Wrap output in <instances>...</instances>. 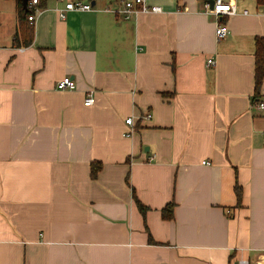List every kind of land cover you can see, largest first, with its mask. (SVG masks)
Returning <instances> with one entry per match:
<instances>
[{
    "label": "crops",
    "instance_id": "0c3cea01",
    "mask_svg": "<svg viewBox=\"0 0 264 264\" xmlns=\"http://www.w3.org/2000/svg\"><path fill=\"white\" fill-rule=\"evenodd\" d=\"M70 1L26 45L0 0V264L264 262V3L226 0L238 14L217 20L211 0H152L163 13L126 21L95 0L61 19Z\"/></svg>",
    "mask_w": 264,
    "mask_h": 264
},
{
    "label": "built area",
    "instance_id": "2783aa9c",
    "mask_svg": "<svg viewBox=\"0 0 264 264\" xmlns=\"http://www.w3.org/2000/svg\"><path fill=\"white\" fill-rule=\"evenodd\" d=\"M64 1V0H59ZM116 5L114 7H108L104 10L106 13H110L126 21L136 20L139 16L144 14H161L163 10L158 5L150 3L152 0H115ZM28 9L32 10V14L29 16V21L35 23L38 17L42 14V9L38 7V0H32L28 4ZM61 19H66L68 12H91L95 11V6H92V2L83 0H72L66 2L65 7L58 9ZM205 12L207 15H212L220 20L221 17L235 16L238 14V8L236 4L228 2L226 0H214V5L211 7L210 3H206ZM248 14L247 11L243 12ZM230 34V30L226 24L219 23L216 28V37L218 40L226 38ZM209 66H214L215 61L213 59L208 61ZM57 88L59 90H76L77 84L71 78H64L61 80ZM96 102L95 91H89L86 95L84 104L87 107L93 106ZM260 109H264V103L259 105ZM150 119L151 115L148 114L145 117ZM126 124L130 127L135 126V119L128 118ZM208 166L211 163L208 161L203 162ZM240 264H264V262L251 263L247 260H242Z\"/></svg>",
    "mask_w": 264,
    "mask_h": 264
},
{
    "label": "trees",
    "instance_id": "16d2710c",
    "mask_svg": "<svg viewBox=\"0 0 264 264\" xmlns=\"http://www.w3.org/2000/svg\"><path fill=\"white\" fill-rule=\"evenodd\" d=\"M7 1H14L17 6L18 18L21 25V30L23 32V38L25 39L24 43L26 45H30L34 39V28L33 23L29 21V16L32 14V10L24 8L22 0H7ZM30 0L29 2H31ZM49 0H38V7L40 9H44L47 6ZM84 1V0H83ZM93 2L95 0H85ZM182 1V0H178ZM259 4H263L264 0H257ZM28 2V4H29ZM255 46V97L254 101L258 99L260 96V92L262 89V85L264 82V38H257ZM101 169V164L93 163L91 167L92 177L95 179L97 177L98 172ZM235 193L237 196V207L241 206V202L243 199V188L236 184L235 186ZM145 210L144 207H141ZM173 210L174 205L171 203L163 210V216L167 220L173 219Z\"/></svg>",
    "mask_w": 264,
    "mask_h": 264
},
{
    "label": "water",
    "instance_id": "95a60500",
    "mask_svg": "<svg viewBox=\"0 0 264 264\" xmlns=\"http://www.w3.org/2000/svg\"><path fill=\"white\" fill-rule=\"evenodd\" d=\"M29 1H30V0H22L25 9H27L28 2H29ZM208 3H210V4H211V7H213V5H214V0H211V1H209ZM92 6H95V1L92 2Z\"/></svg>",
    "mask_w": 264,
    "mask_h": 264
}]
</instances>
